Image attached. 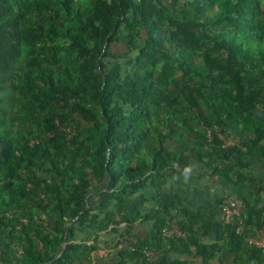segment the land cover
I'll use <instances>...</instances> for the list:
<instances>
[{"label":"trees","instance_id":"1","mask_svg":"<svg viewBox=\"0 0 264 264\" xmlns=\"http://www.w3.org/2000/svg\"><path fill=\"white\" fill-rule=\"evenodd\" d=\"M170 1L173 7L164 0H0V264H11L14 253L20 264H81L97 249L95 238L91 244L75 240L86 229L112 231L115 246L125 243L119 257L138 264H183L147 262L144 248L183 251L202 264H264V254L244 242L264 226L258 196L264 175L251 178L243 159L264 162V115L254 113L264 109V84L255 71L264 64V11L259 0ZM119 33L128 39L127 49L115 54L111 45ZM87 40L95 51L88 63L96 62L101 74L97 82L83 75L88 103L71 86L76 64L58 59L62 52L82 51ZM47 51L53 61L42 64ZM158 60L174 61L180 76L155 75L147 66ZM7 98L18 102L15 114L5 108ZM22 111L42 132L15 124ZM72 113L88 121L86 138L97 144L93 161L77 170L66 161L72 150L61 145ZM231 131L238 132V142L224 145L219 134ZM167 140L190 142L195 151L176 152ZM192 162H202L210 177L227 179L244 203L243 231L223 224L217 234L223 245L201 242L194 225L201 222L205 233L208 223L185 208L187 220L176 222L189 236H162L180 203L176 192L163 188L167 172ZM147 186L155 188L158 204L140 217L152 229L148 238L134 240L125 196ZM41 213L53 214L49 231ZM2 238L8 241L1 246Z\"/></svg>","mask_w":264,"mask_h":264},{"label":"crops","instance_id":"2","mask_svg":"<svg viewBox=\"0 0 264 264\" xmlns=\"http://www.w3.org/2000/svg\"><path fill=\"white\" fill-rule=\"evenodd\" d=\"M236 143L238 142L239 134L237 131H231L230 135ZM168 147L176 152H184L187 155L192 154L195 148L192 143L179 140H167ZM244 161L251 166L249 176L251 178H260L264 175V162L253 156H244ZM169 175L166 178L164 190L167 192L177 193L180 197V203L177 209L173 212V217L177 221H186V217L182 209H187L194 214H199L203 220L208 223L209 231L203 232L204 228L201 222L194 225V233L196 237L205 244L218 242L220 245L225 243L224 239L217 238V234L225 223H236L235 219L229 221H222L220 218V203L225 196L237 197L234 187L224 177L219 175L209 176L206 173V168L202 162H192L189 165L177 168L175 172L168 171ZM255 182V181H254ZM256 183V182H255ZM251 187L248 188V193H252V198H255L254 192L256 185L249 182ZM156 190L152 186H147L144 189L125 196L124 209L131 220L132 228L130 230L131 238L134 240H144L148 238L152 229V222L143 220L152 209H154L158 202L154 199ZM261 201H264V193L258 194ZM238 198V197H237ZM261 202V203H262ZM181 208V209H180ZM142 216V217H140ZM264 222V216L262 217ZM256 230L253 228V231ZM96 231L86 229L82 233H76V239L81 238L89 240L91 244L95 238L97 249L90 253V258L96 260L97 264H136V260H122L118 255L119 248L115 246L117 240L116 235L112 231L100 233L95 235ZM183 248L182 243L179 244ZM167 248V247H166ZM104 249L103 251H101ZM158 251L157 263L163 258L167 260H180L183 264H202V258L199 256H192L183 251H175L167 248L164 252ZM160 251V252H159ZM233 256H231L227 263H231ZM138 264V263H137Z\"/></svg>","mask_w":264,"mask_h":264},{"label":"rangeland","instance_id":"3","mask_svg":"<svg viewBox=\"0 0 264 264\" xmlns=\"http://www.w3.org/2000/svg\"><path fill=\"white\" fill-rule=\"evenodd\" d=\"M180 2H182V0ZM164 3L170 7H173L172 2L170 0H164ZM259 4L261 9L264 11V0H259ZM115 40L116 41L111 45V49L115 54L123 52L127 49L126 42L128 41V39L125 37L124 34L122 33L117 34ZM92 53L95 54V51L92 49V41L87 40V42L85 43V47L82 51L75 50L69 57H67L64 54V52L58 55V59L61 62L67 63L69 65L76 64V68L73 71L74 73L71 80V86L78 92V94L83 96L85 102L87 103H88L87 92L90 87L88 84V80L86 81L83 78V75L89 74L93 82H97L101 78L100 69L98 68L97 63L96 62L88 63V55ZM27 60H28V55L26 54V48L23 47L22 62L25 63ZM45 61H49V62L53 61L52 54L50 51H47L45 55H43L42 64H44ZM196 62L200 67H203V65H201V63L199 62V58L197 59V57H196ZM147 68L153 69L155 75L164 74L169 79L172 77L180 76V71L177 69L176 63L172 60L170 61L158 60L154 65H148ZM255 71H256V75L264 84V64L260 62ZM165 87H166L165 85L161 86V88H165ZM5 94H7L6 90L4 91L3 95L5 96ZM18 97L19 95L17 93L16 94L17 100L19 99ZM5 102H6V104L4 105L5 108L8 109L13 114H15L16 108L18 106V102L10 104V98L8 100H5ZM70 103L71 101H69V104ZM68 108L69 107H66L65 109L68 110ZM254 113L257 117H262L264 115V109L261 107H257L254 110ZM18 116L19 119L15 122V124L20 126H25L27 128H31L34 132H42L41 131L42 128L40 126L35 125L33 118H31L29 114H26L24 113V111H22L21 113H18ZM89 125L90 124L88 123V121L81 119L78 114L72 113V119H68L67 124L63 126L64 139L62 140L61 145L65 152H67L69 149L72 150V154H70L66 158V161L69 163H73V170H77L79 167H85L88 163H91L93 161L92 155L97 151V144L94 138H86L85 135V129ZM193 125L197 126V123L193 121ZM79 130L84 131L83 134H81L77 138L74 144H71L69 141L70 138L76 136ZM167 144H169L168 141L165 142V145L168 147ZM76 146H79V148H75ZM253 184H255V182ZM249 187H251V185ZM41 218L43 219V227H44L43 230L49 231L51 228H53V221H52L53 214L41 213ZM64 222L66 223V221ZM50 232L52 233L51 237H54L56 232L55 231H50ZM7 241H8L7 238H2L1 246L3 243ZM64 246L65 243L62 242L61 248ZM21 258L22 257L20 256V254L14 253L12 255L11 264H20L22 260Z\"/></svg>","mask_w":264,"mask_h":264},{"label":"built area","instance_id":"4","mask_svg":"<svg viewBox=\"0 0 264 264\" xmlns=\"http://www.w3.org/2000/svg\"><path fill=\"white\" fill-rule=\"evenodd\" d=\"M219 137L224 145L230 146L236 143V140L231 136L219 134ZM244 208V203L237 197L225 196L220 203V218L226 222L235 219V230L237 233H241L244 228ZM161 233L164 238L171 240H184L189 236L188 231L183 229L172 217L166 218V222L161 228ZM244 242L247 246L254 247L264 254V226L256 229L251 235L246 236ZM124 245V240H122L117 244V247L121 248ZM142 253L147 262H155L158 258V251L155 249L144 248ZM81 264H97V262L95 259L89 258Z\"/></svg>","mask_w":264,"mask_h":264},{"label":"water","instance_id":"5","mask_svg":"<svg viewBox=\"0 0 264 264\" xmlns=\"http://www.w3.org/2000/svg\"><path fill=\"white\" fill-rule=\"evenodd\" d=\"M62 249H63V247H62Z\"/></svg>","mask_w":264,"mask_h":264}]
</instances>
